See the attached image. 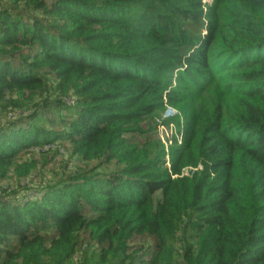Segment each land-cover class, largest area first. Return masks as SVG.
I'll return each mask as SVG.
<instances>
[{"label":"trees","instance_id":"trees-1","mask_svg":"<svg viewBox=\"0 0 264 264\" xmlns=\"http://www.w3.org/2000/svg\"><path fill=\"white\" fill-rule=\"evenodd\" d=\"M212 2L0 0V103L53 94L0 125V177L57 141L109 167L0 196V264H264V0ZM194 95L167 154L150 115Z\"/></svg>","mask_w":264,"mask_h":264},{"label":"rangeland","instance_id":"rangeland-1","mask_svg":"<svg viewBox=\"0 0 264 264\" xmlns=\"http://www.w3.org/2000/svg\"><path fill=\"white\" fill-rule=\"evenodd\" d=\"M210 6H213L212 0H205ZM3 5V3H1ZM24 4H21L22 8ZM232 8L239 9L241 11H248V9L239 4L230 5ZM216 7V6H215ZM38 16L42 14L37 13ZM264 15V11H260L257 17L261 18ZM175 83V81H173ZM53 96L52 92L45 94L44 96L37 95L33 100L26 99L25 96L17 95L21 107L8 106L0 103V125H6L10 122H14L21 118L24 114L35 110L42 104L47 98ZM203 95H194L192 99L183 98L179 101L178 105H173L168 101L167 97H164L162 101L157 103L156 111L150 115L151 121L159 127L160 142L165 146L167 154L172 146H180L182 144V137L179 134L177 121H183L185 115L189 114L193 108L195 101L200 100ZM69 101L76 100V97L69 95L67 98ZM195 125L199 128H203V122H195ZM102 158H85L82 155L76 153L72 146L68 143L57 141L51 145H47L42 149H34L23 151L14 162L12 169L5 178L0 177V196L7 197H22V196H35L37 191L47 185H52L65 179L71 172H74L78 168L84 169H96L97 171H108L109 167L102 163ZM188 160H191L190 158ZM34 163V167L29 174L17 175L14 172V168L22 163ZM199 169L197 167L187 165L181 169L180 176L187 175L193 176L194 172ZM178 175V176H179ZM177 175H173L176 177ZM188 222L186 216L183 220V224L177 233L179 240L178 248L182 253V248L185 246L183 241L184 227Z\"/></svg>","mask_w":264,"mask_h":264}]
</instances>
